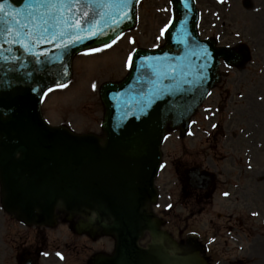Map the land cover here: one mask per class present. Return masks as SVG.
Masks as SVG:
<instances>
[{
    "label": "water",
    "instance_id": "water-1",
    "mask_svg": "<svg viewBox=\"0 0 264 264\" xmlns=\"http://www.w3.org/2000/svg\"><path fill=\"white\" fill-rule=\"evenodd\" d=\"M75 1L0 0L4 207L38 226H54L58 207L71 214H95L104 233L119 240L115 264H176L160 245L146 251L137 245L146 231L156 238L161 233L160 221L148 212L157 198L160 145L168 122L186 130L189 117L218 79L219 59L230 63L232 55L216 49L212 41L205 46L198 40L193 0H173L179 19L167 46L156 52L140 50L123 82L102 87L105 139L51 128L40 113L42 93L68 80L70 60L77 53L110 43L136 22V0H89L83 16L66 10ZM116 22L122 23L110 29ZM35 34L43 37L47 49ZM47 34L56 35L55 47ZM44 50L59 51L64 65L42 59ZM158 63L166 64V70L154 80Z\"/></svg>",
    "mask_w": 264,
    "mask_h": 264
},
{
    "label": "rangeland",
    "instance_id": "rangeland-1",
    "mask_svg": "<svg viewBox=\"0 0 264 264\" xmlns=\"http://www.w3.org/2000/svg\"><path fill=\"white\" fill-rule=\"evenodd\" d=\"M197 1L202 36L215 38L221 46H247L252 58L240 69L231 70L216 86L193 117L188 136L170 131L162 147L163 168L156 182L161 198L154 211L167 218L164 230L177 241L197 233L201 243L208 244L219 232L218 242L211 244L205 255L209 264H264V0H248L253 5L250 9L244 7L246 0ZM139 12L134 31L109 48L75 59L71 83L50 92L43 105L52 125H66L76 133H101L100 86L120 81L127 74V57L135 49L162 45V30L172 17L170 0H143ZM194 165H202L217 177L219 190L213 206L206 202L182 207L178 203L181 186L176 182V168L179 173ZM224 191L232 193V203L223 198ZM198 210L205 211L200 214ZM248 211L259 216L253 218ZM224 228L234 230L242 252L237 244L227 241ZM45 230V245L56 246L68 239L64 225ZM37 233L4 212L0 195V264H16L26 238L34 244Z\"/></svg>",
    "mask_w": 264,
    "mask_h": 264
},
{
    "label": "flooded vegetation",
    "instance_id": "flooded-vegetation-1",
    "mask_svg": "<svg viewBox=\"0 0 264 264\" xmlns=\"http://www.w3.org/2000/svg\"><path fill=\"white\" fill-rule=\"evenodd\" d=\"M22 248H23V249H21L22 260L23 259H29V258H33L34 259V256H33L34 255V250H32V248H30L27 244L25 246H22Z\"/></svg>",
    "mask_w": 264,
    "mask_h": 264
}]
</instances>
